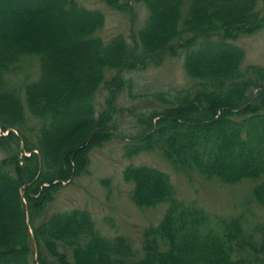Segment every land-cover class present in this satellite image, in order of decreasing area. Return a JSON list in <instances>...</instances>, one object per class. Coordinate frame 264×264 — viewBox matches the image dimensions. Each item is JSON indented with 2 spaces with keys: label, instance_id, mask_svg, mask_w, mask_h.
<instances>
[{
  "label": "trees",
  "instance_id": "16d2710c",
  "mask_svg": "<svg viewBox=\"0 0 264 264\" xmlns=\"http://www.w3.org/2000/svg\"><path fill=\"white\" fill-rule=\"evenodd\" d=\"M136 1L147 16L132 41H104L95 34L104 14L76 0H0V264H264V217L252 219L250 204L228 217L180 201L169 175L151 165L124 170L135 203L167 204L138 251L101 234L85 209L43 213L82 170L85 150L113 133L120 74L179 53L194 83L159 94L162 108L148 112L127 151H157L174 168L226 183L255 180L253 197L264 206V66L243 70L235 42L264 29V10L257 0ZM27 54L39 57V73L20 93L5 78ZM109 71L117 74L107 80ZM104 83L116 88L111 107L97 113Z\"/></svg>",
  "mask_w": 264,
  "mask_h": 264
},
{
  "label": "rangeland",
  "instance_id": "374dc122",
  "mask_svg": "<svg viewBox=\"0 0 264 264\" xmlns=\"http://www.w3.org/2000/svg\"><path fill=\"white\" fill-rule=\"evenodd\" d=\"M89 9L100 10L104 23L96 36L107 41L114 36L124 35L132 41L134 33L142 26L147 10L136 0H119L120 9L107 5L102 0H76ZM264 10V0H257ZM235 42L244 50L241 68L249 65L264 66V29L242 32ZM39 73V57L27 54L20 58L15 70L5 78L8 88L22 93L23 86L36 79ZM115 72L107 73V80ZM124 82L121 90L115 85L101 86L95 97L97 113L111 107L113 97L112 134L91 144L86 150L82 170L54 192L53 200L43 211L44 215L54 210L81 208L89 211L98 230L106 237L120 236L129 243L131 250L141 248L143 230L155 226L165 214V202L138 205L132 199L133 181L125 177L128 165H151L165 171L174 185V196L183 202H192L214 214L235 216L246 210H255L254 218L264 217V206L255 202L253 189L256 181L243 179L226 183L214 178H204L190 170L182 171L171 166L157 151L141 150L129 153L126 143L138 140L142 135L141 123L153 108H162L159 94L191 86L194 80L183 68L182 56H164L156 64L149 63L141 69L124 71L120 74ZM30 128L39 126L38 119L27 117ZM3 134H5L3 132ZM29 137L32 133L27 131ZM80 139V137H78ZM25 153L24 151L22 152ZM5 154L0 150V158ZM247 204V205H246ZM251 205V207L249 206ZM37 216L35 222L41 221ZM249 224L247 223V226Z\"/></svg>",
  "mask_w": 264,
  "mask_h": 264
},
{
  "label": "water",
  "instance_id": "95a60500",
  "mask_svg": "<svg viewBox=\"0 0 264 264\" xmlns=\"http://www.w3.org/2000/svg\"><path fill=\"white\" fill-rule=\"evenodd\" d=\"M26 213H27V217H28V211H27V209H26ZM33 243H34V241H33ZM34 246H35V251H36V253H37V250H36V245H35V243H34Z\"/></svg>",
  "mask_w": 264,
  "mask_h": 264
}]
</instances>
